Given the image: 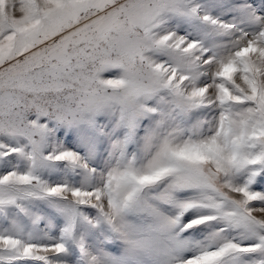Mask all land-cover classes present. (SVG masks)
Masks as SVG:
<instances>
[{
  "label": "snow or ice",
  "instance_id": "snow-or-ice-1",
  "mask_svg": "<svg viewBox=\"0 0 264 264\" xmlns=\"http://www.w3.org/2000/svg\"><path fill=\"white\" fill-rule=\"evenodd\" d=\"M0 264H264V0H0Z\"/></svg>",
  "mask_w": 264,
  "mask_h": 264
}]
</instances>
